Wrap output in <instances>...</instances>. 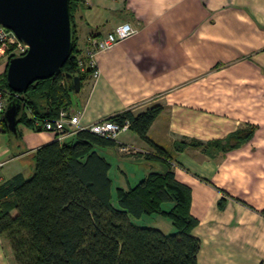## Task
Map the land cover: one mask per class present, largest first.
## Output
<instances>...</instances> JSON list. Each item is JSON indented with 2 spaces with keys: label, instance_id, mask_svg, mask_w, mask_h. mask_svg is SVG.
<instances>
[{
  "label": "crops",
  "instance_id": "0c3cea01",
  "mask_svg": "<svg viewBox=\"0 0 264 264\" xmlns=\"http://www.w3.org/2000/svg\"><path fill=\"white\" fill-rule=\"evenodd\" d=\"M72 21L78 51L90 34L123 22L135 29L97 52V76L84 72L76 96L69 92L80 126L128 108L162 106L147 135L166 150L168 165L122 151L123 144L154 153L130 129L118 134L116 145L95 147L110 169L119 156L116 187L172 170L190 189L197 264H264V0H78ZM6 62L0 60V78ZM34 91L40 111L50 102ZM4 127L0 183L29 175L35 149L55 139L23 121L16 133ZM245 129L250 133L240 140L234 133ZM126 161L140 163V173L127 170ZM0 264H11L1 237Z\"/></svg>",
  "mask_w": 264,
  "mask_h": 264
},
{
  "label": "trees",
  "instance_id": "16d2710c",
  "mask_svg": "<svg viewBox=\"0 0 264 264\" xmlns=\"http://www.w3.org/2000/svg\"><path fill=\"white\" fill-rule=\"evenodd\" d=\"M77 1L69 0L73 45L61 69L7 98V102L14 96L20 99L18 121L32 127L34 119L43 121L68 108L72 77L82 79L84 72L91 71H81L78 65L72 21ZM2 76L0 84L11 90L5 70ZM34 90L46 93L50 102L40 111L31 98ZM26 109L33 112L31 117ZM161 109L160 104L138 113L128 108L106 118L128 122V129L154 149V153L131 154L168 165L166 150L147 135ZM249 133L245 129L234 134L243 140ZM116 144L115 139L88 128L79 129L63 140L55 138L37 147L29 175L16 173L0 183V237L11 264H197L200 241L191 233L197 219L189 212V187L177 181L170 169L150 171L133 186L115 187L114 205L110 163L95 147ZM260 212L264 215V209ZM148 214L169 218L174 230L163 232L132 221Z\"/></svg>",
  "mask_w": 264,
  "mask_h": 264
},
{
  "label": "water",
  "instance_id": "95a60500",
  "mask_svg": "<svg viewBox=\"0 0 264 264\" xmlns=\"http://www.w3.org/2000/svg\"><path fill=\"white\" fill-rule=\"evenodd\" d=\"M0 23L28 46L25 53L6 62V82L16 93L36 80L54 76L72 51L69 0H0ZM72 81L75 97L79 76H73ZM22 108L17 96L6 103L3 121L8 131L16 133Z\"/></svg>",
  "mask_w": 264,
  "mask_h": 264
},
{
  "label": "built area",
  "instance_id": "2783aa9c",
  "mask_svg": "<svg viewBox=\"0 0 264 264\" xmlns=\"http://www.w3.org/2000/svg\"><path fill=\"white\" fill-rule=\"evenodd\" d=\"M134 32L135 29L129 22H123L104 34H90L83 48L77 53L79 69L83 71L85 68H90L91 74L94 77L97 76L98 70L95 66L94 55L131 36ZM27 49L28 46L19 40L11 29L0 23V59L5 57L8 60L11 56L25 53ZM11 94L14 95L16 92L4 88L0 84V130L4 128L3 113L7 98L11 96ZM78 122V113H72L68 107L60 108L55 116L45 118L43 121L34 119L33 125L34 127L52 131L55 134V138L58 140H63L72 135L75 131L83 128H88L98 135L112 139H115L119 133L128 130V122L119 123L109 118L100 119L87 127L80 126ZM120 149L127 153L138 151L131 145L123 144L120 145ZM3 164L4 161L0 160V168Z\"/></svg>",
  "mask_w": 264,
  "mask_h": 264
},
{
  "label": "rangeland",
  "instance_id": "374dc122",
  "mask_svg": "<svg viewBox=\"0 0 264 264\" xmlns=\"http://www.w3.org/2000/svg\"><path fill=\"white\" fill-rule=\"evenodd\" d=\"M5 58V57H4ZM1 58L0 60L4 59ZM6 59V58H5ZM7 61V59H6ZM3 77V76H1ZM4 81V80H3ZM0 82H2V78H0ZM117 158L119 156H115L114 159H112L110 162L112 164V167L109 171V176L112 179V198L111 201L114 205H117V200H116V195H115V187L118 185V181L115 179V175L118 174L116 171L115 164L117 162ZM127 170H131V173L133 174L136 173L138 175L141 171L142 165L138 162H132V161H126L125 164ZM132 221L137 224V225H142V226H149V227H154V228H159L163 232H170L174 230V228L171 225L170 219L167 217H164L159 214H148V215H142L140 218H132Z\"/></svg>",
  "mask_w": 264,
  "mask_h": 264
}]
</instances>
